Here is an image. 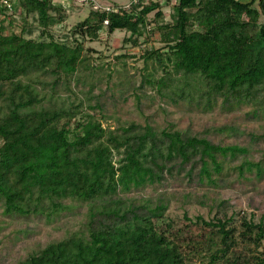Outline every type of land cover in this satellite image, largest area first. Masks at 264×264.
Segmentation results:
<instances>
[{
    "label": "trees",
    "instance_id": "obj_1",
    "mask_svg": "<svg viewBox=\"0 0 264 264\" xmlns=\"http://www.w3.org/2000/svg\"><path fill=\"white\" fill-rule=\"evenodd\" d=\"M8 3L0 1L3 211L53 220L87 205L78 228L16 264H264V215L173 218L169 198L126 195L181 173L211 186L230 171L260 178L264 159L254 162L245 146L214 143L173 124L104 126L111 116L100 94H91L103 56L85 49L103 28L124 31L122 48L137 47L144 60L135 89L148 85L173 104L204 111L250 105L247 115L264 121V0H131L98 8L88 1L87 15L61 34L53 26L65 21L63 5ZM170 4L173 17L164 22ZM80 79L90 85L85 100H70V83ZM259 138L264 134L252 136Z\"/></svg>",
    "mask_w": 264,
    "mask_h": 264
},
{
    "label": "rangeland",
    "instance_id": "obj_2",
    "mask_svg": "<svg viewBox=\"0 0 264 264\" xmlns=\"http://www.w3.org/2000/svg\"><path fill=\"white\" fill-rule=\"evenodd\" d=\"M87 1L104 6L113 3L128 4L131 0H53L55 4L63 5L65 10L64 23L53 26L56 34L66 32L87 15V5H90ZM171 5L163 7L164 22L173 17L174 9ZM124 35V31L108 32L103 28L99 32V39L85 41V49L90 50L94 57L99 52L103 56L100 60L102 68L96 70L93 80L95 87L91 94H100L103 111L111 116L103 122L104 126L115 128L129 122H148L159 127L173 124L190 134L205 136L214 143L245 146L249 150L247 159L254 162L264 159V138L252 139V136L264 134V121L251 119L247 115L250 105H241L231 111L221 106L204 111L201 106L185 101L173 104L150 90L148 85L135 89L141 81L144 60L140 58L141 51L137 47L130 48L126 45L122 48ZM154 38H158V35ZM155 45L159 46V43ZM122 52L132 53V57L130 55L115 60V55ZM155 75H161V71H157ZM70 86L76 92L70 96V100H85L84 92L90 86L88 81H71ZM57 94L61 98L66 97L62 90H57ZM241 160L242 157H239L235 163ZM222 175L225 178L218 180L217 186L199 183L195 174L193 177L182 173L179 176L167 175L161 184L133 189L126 195L138 201L149 198L152 202L159 197L169 198L166 214L173 218L184 214L209 218L224 212L233 214L235 218L246 216L257 220L264 215V173L260 178L253 172L245 173L242 177L236 171H230L228 176H224V173ZM86 210L87 205L83 204L76 210L62 211L53 220H48L44 215L6 214L0 203V264H16L48 242L63 238L68 231L79 227Z\"/></svg>",
    "mask_w": 264,
    "mask_h": 264
},
{
    "label": "built area",
    "instance_id": "obj_3",
    "mask_svg": "<svg viewBox=\"0 0 264 264\" xmlns=\"http://www.w3.org/2000/svg\"><path fill=\"white\" fill-rule=\"evenodd\" d=\"M0 1H1L2 3L6 4V5L9 7V4H10V3H8V0H0ZM87 2H88V1H87ZM93 7H94V8H98L99 5L96 4V2L94 3V1H93ZM104 8L107 9V10L109 9V7H107V6H105ZM105 23H107V21H105Z\"/></svg>",
    "mask_w": 264,
    "mask_h": 264
}]
</instances>
